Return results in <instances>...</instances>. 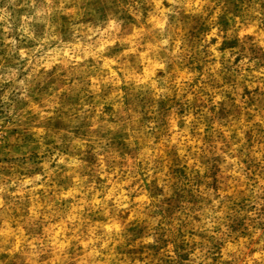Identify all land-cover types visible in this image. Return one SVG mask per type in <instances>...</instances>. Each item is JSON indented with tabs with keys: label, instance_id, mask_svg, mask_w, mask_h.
I'll return each mask as SVG.
<instances>
[{
	"label": "rangeland",
	"instance_id": "374dc122",
	"mask_svg": "<svg viewBox=\"0 0 264 264\" xmlns=\"http://www.w3.org/2000/svg\"><path fill=\"white\" fill-rule=\"evenodd\" d=\"M0 264H264V0H0Z\"/></svg>",
	"mask_w": 264,
	"mask_h": 264
}]
</instances>
